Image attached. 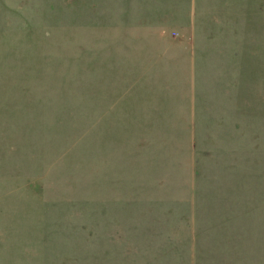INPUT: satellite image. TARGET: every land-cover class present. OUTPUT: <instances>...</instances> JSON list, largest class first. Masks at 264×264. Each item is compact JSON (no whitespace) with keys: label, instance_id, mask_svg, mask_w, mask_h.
I'll return each mask as SVG.
<instances>
[{"label":"rangeland","instance_id":"rangeland-1","mask_svg":"<svg viewBox=\"0 0 264 264\" xmlns=\"http://www.w3.org/2000/svg\"><path fill=\"white\" fill-rule=\"evenodd\" d=\"M0 264H264V0H0Z\"/></svg>","mask_w":264,"mask_h":264},{"label":"crops","instance_id":"crops-1","mask_svg":"<svg viewBox=\"0 0 264 264\" xmlns=\"http://www.w3.org/2000/svg\"><path fill=\"white\" fill-rule=\"evenodd\" d=\"M146 0H141L142 3H144ZM158 4V3H157ZM156 10V9H155ZM157 11V10H156ZM156 11L151 13V16H155L156 15ZM141 16H144V14H141ZM155 17H151L150 20H154ZM151 28H149V31H150Z\"/></svg>","mask_w":264,"mask_h":264}]
</instances>
